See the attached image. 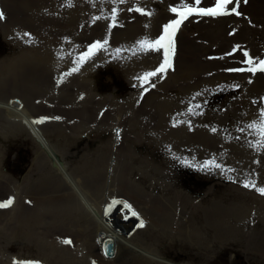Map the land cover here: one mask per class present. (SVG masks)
Here are the masks:
<instances>
[{
  "label": "rangeland",
  "instance_id": "obj_1",
  "mask_svg": "<svg viewBox=\"0 0 264 264\" xmlns=\"http://www.w3.org/2000/svg\"><path fill=\"white\" fill-rule=\"evenodd\" d=\"M103 1V4L98 5L100 0H0V11H3L6 17L0 20V59L16 55L22 44L21 38L11 37L10 31H7L10 22L27 28L33 36L37 35L40 28L46 27L52 34L50 36L56 38L53 39L55 41H58L60 37H70L77 45L79 56H81L88 50L90 44L98 40L102 41L106 35L109 44L116 43L121 39L128 41V39L137 37V33L143 28L154 33V38L152 37L150 40L157 39L162 34L164 23L179 18L177 13L170 11V7L184 10L185 6H215V0H201L199 5H196L195 0H126L122 4L116 0ZM252 1L248 0L245 4L241 0L238 8L243 14L241 16L201 17L193 15L185 20L175 37L173 68L168 70L165 75L153 78L155 87L147 93L143 92L137 77L154 70L159 65L163 58L162 51L144 52L138 49L136 61L143 59L148 62L147 65L140 62L144 66L141 69L133 68L127 63L111 58L107 60L106 64L100 66L95 74L96 87L92 86L95 93L94 98L96 102L99 101L102 104L103 108L115 112L117 110L114 116L116 120H111V123H115L114 126L119 124L118 121L124 117L125 111L150 110L160 107L159 109L163 111H175L177 115H180V112L186 114H184L185 117H176L177 121H186L188 114L194 115V120H200L201 124L209 131L215 128L218 133L214 142L217 154L215 164H220L221 168L215 167L212 175H209L205 169L193 165L188 156L184 155L185 153L178 154L170 151H167L165 155L171 154L177 161L163 165V168H160L162 166L159 163V173L151 175L154 179L150 181L158 180L161 184L170 186L173 205L171 208L169 206L166 208L172 215L167 224L169 226L166 233L168 240L164 245H161L160 242H153L150 239L149 226L144 231L138 232L137 237L149 245L157 247L159 254L163 256L162 260H169L174 264H264V249H260L259 243L256 244L253 241L246 243L243 238L240 239V237H264V195L259 194L253 187H244V184L249 181L255 182L256 187H264L262 179L264 148L255 147L256 141L261 138L260 133L247 127L252 122L249 119L246 123L245 117L247 113L255 117L258 116L257 118L260 119V109L264 108V100H262L264 98V73L225 71L227 68L247 67L240 62L245 59L244 50H247L251 55L252 46H255L256 49L254 60L264 58V26H262V21L252 20V18L259 19L261 8L259 5L253 6ZM41 4H44V10L39 9ZM92 6H97L95 14L98 15L95 17H100V19H90L91 21L87 19L90 12L93 15ZM233 6L230 5L229 9ZM112 8L117 9L116 26L109 31L108 26L112 23ZM130 8H141L145 14L128 11ZM147 13H151V15ZM160 22L161 24H159ZM45 23L47 24L44 25ZM186 36H189V43L193 46L189 47V51H185L184 46L181 45L177 51L178 40ZM236 45L240 46V50L233 55H225L232 52ZM185 55L188 57L187 60H184ZM93 56L94 54L91 57ZM173 74L175 77L170 83L167 79ZM45 75L49 83L54 79L53 73ZM56 75L62 86L67 76L66 67L56 71ZM249 80L252 82L249 83ZM234 85L239 87H234ZM72 86L71 92L74 89L76 91L78 85L73 83ZM5 89H7L8 97L12 91L10 92L8 87ZM71 89L64 87V91L59 92V97L51 98L52 102H43L41 109L44 111L67 110L72 106V97L68 98ZM197 93L200 95L197 96ZM7 97L5 96L4 99ZM148 97H152V99ZM157 100H161L163 103L158 105ZM190 107L194 109L193 113H188ZM41 113H35V115H43ZM49 113L51 114V111ZM6 116L0 110V152H2V155L0 154L2 163L0 164V203L9 198H12L14 202L9 208L0 209V264H48L43 261V256L45 258L49 251L39 250V243L48 248L51 247L47 241L52 239L49 237L51 228H46L47 224L40 226L33 235L20 229L21 232L18 231L17 236H12V231L17 228L15 227L16 222H20V220H16L17 217L12 216V211L17 208H21L20 211L35 208L38 199L47 196L48 192L39 189L34 192L33 188L27 187V185L32 184L34 187L39 178L51 175L55 168L42 154L38 155L35 161L36 146L34 141L25 129ZM53 116L45 114L39 116V120L46 118L42 123V130L65 159L69 160L74 156L77 158L88 157L95 150L102 149V146L99 145L100 142L106 143L105 158L102 161L97 160L100 166L98 171H101L103 176L102 186L97 190L87 189L88 195L95 199H101L99 202L106 201L112 195L126 196L125 198L128 200L139 199L141 200L139 202L141 203L139 204L140 212L142 210L143 213H146L147 203L143 202L144 199L148 200V193L144 189L136 190V192H141L139 196H131L128 193L132 192L123 190L121 192L115 187L116 165L121 161L116 146L119 137L129 129V126L121 124V128L116 131L110 128L100 134L98 139H91L93 142H86L87 132L85 130L78 135L77 132H72L69 128L65 129L66 132L58 133L48 128L51 123L46 120ZM193 119L191 117L190 120L193 121ZM8 120L10 121L8 122ZM241 128L244 129L243 132L240 131ZM98 131L100 130L96 129L90 136L94 138ZM118 134L120 136H115ZM148 134L150 135L148 136ZM145 137L155 139L151 131L147 132ZM64 141L69 142L71 146L67 148V144L62 143ZM17 149L19 152L14 151ZM130 150L135 153L137 158L152 157L150 153L144 152V149L140 147L130 146ZM241 154L247 155V157H242ZM161 156L165 157L162 154ZM155 157L158 158L156 155ZM3 168H6V171ZM138 170H140L139 167H134L132 173L136 175ZM90 171L98 172L92 169ZM15 184H19L18 189L14 187ZM61 184L63 191L67 185L63 181ZM58 188L60 189V187ZM176 190L183 193L189 204L193 199L203 197V204L206 205L212 195L216 200L219 213L213 219L214 221L211 218L208 220L206 214H203L204 226L216 223L214 233L212 234L204 226L195 227V233L200 232L202 237H206H204L205 243L200 244L199 255L183 248L186 246H183L182 243H188L190 237H193V231L186 213L190 207L181 205L180 208H177L176 197L173 195ZM170 197L164 195L163 202L168 203ZM108 206L109 203L102 204V211ZM125 209L120 205L121 213ZM79 210L80 216L73 218L70 216V218H64L56 223L59 230L54 235L61 236L57 242L64 241L62 239H72V236H75L72 234L75 229L84 234L85 232L79 230L81 225H87V228L90 229L92 224L86 209L81 205ZM126 210L131 215L128 216V219L124 218L125 221L131 218L137 219H134L135 223L133 221L134 229L137 230L141 220L132 215L133 208ZM173 213L177 214L175 215L177 219H173ZM148 215L151 218L152 214ZM156 218L157 216L154 215V223ZM48 220L46 218L45 223ZM44 227L46 230H43ZM85 236L79 237V233H77V238L83 239V251H77L75 254L73 248L70 247L74 256L76 255L81 260L80 264H85L83 255L86 252V244L92 243L91 233L89 232ZM31 237H37L36 239L43 237L44 242H37L34 239L32 249H28L27 242ZM215 237L220 238L216 239ZM99 246L97 244L91 248L92 257L98 261L100 260ZM23 256L26 258H22ZM11 257L15 261L13 262L11 259V262L8 263ZM98 261L95 262L102 264Z\"/></svg>",
  "mask_w": 264,
  "mask_h": 264
},
{
  "label": "bare ground",
  "instance_id": "obj_2",
  "mask_svg": "<svg viewBox=\"0 0 264 264\" xmlns=\"http://www.w3.org/2000/svg\"><path fill=\"white\" fill-rule=\"evenodd\" d=\"M103 3L104 1L100 0L98 5ZM252 5H259L261 8L259 19L252 18V20L262 21V26H264V0H253ZM40 8L41 10H44V4H41L39 6V9ZM96 8L97 6H92L91 11L93 12V15H91L90 12L87 16L88 20H92L98 15L95 14ZM46 24L47 23L44 25ZM159 24H161V22ZM7 28V31H10L11 37L13 36L14 38L22 39V44L16 55L6 57L0 62V110L7 115L6 117L14 120L18 126L25 129L27 134L34 141L36 146L35 161L36 157L40 154L47 158L45 152L46 146L51 151L53 160L60 164L58 168L53 171L51 170L53 175L51 173L49 176L39 178V180H37L38 182L36 181L34 184V187L32 184L27 185V187L33 188L34 192L39 189L48 192V194L45 197L39 198L38 203H36V206L33 209L20 211L21 208H17L15 211H12V216L17 217L16 220H20V222H16L15 227L17 228L12 231L11 235L17 236L20 229L33 235L40 226L47 224L46 228H51L49 237H52V239L47 240L51 247L48 248L42 243H39V250L49 251V254L45 258L43 256V261L48 264H80L81 260L77 258L76 255L74 256L70 247L73 248L75 254L77 251H83V239L77 238V233H79V237H86L85 235L89 232L91 233L92 243L86 244V252L83 255L85 264H93V262L98 261L94 260L92 257L91 250V248L97 244L100 245V251L98 254L100 260L98 262L102 264H174L169 260H162L163 256L159 254L160 252L157 247L151 246L137 237L138 232L144 231L149 226V235L153 242H160L161 245H164L168 240L166 233L168 232L169 226H167V224L172 218V215L166 208L167 206L171 208L173 205V201L170 197V186L161 184L158 180L150 181L151 179H154L151 175L159 173V163L160 166H162L160 168H163V165L175 163L177 161V159L171 154L169 156L165 155L167 151H170L171 153L177 152L178 154L185 153L184 155L188 156L193 165L205 169L209 175H212L215 166L210 165L204 167V165L206 162H215L216 160V144H214V142L217 139L216 134L218 135V133L217 131L216 133L209 131L207 127L201 124L200 120H194V115H187L188 118L186 121L191 122V124L182 123V121H177L175 119L179 116L185 117V113L180 112V115H177L175 111H163L159 109L160 107L150 110L136 109L125 111L124 117L118 121L119 124L114 126L115 123H111V120H116L114 116L117 113V110L115 112L114 110L105 109L99 101L96 102L94 98L95 93L87 86L86 82L87 77H89L87 75L88 70L86 69L89 67L92 68V65L99 60H107V57L127 63L133 68H143L144 66L142 64L147 65L148 62L143 59L136 61L138 54L137 50L139 49L137 42L145 38H148V40L152 37L154 38V33L142 28L140 29V32L137 33V37L128 39V41L121 39L116 43L108 44L106 49L95 51L93 57L86 59L79 65V71L75 72V77L71 80L66 78L64 83L61 82L63 85L60 88H57L56 82H60L57 75L54 74V82L52 79L49 83L45 74H50L55 68L66 66L69 63V60L74 66H70L68 69L73 70L78 66L77 60L78 57H80V54L74 47V40L70 37H63L62 39L59 38L58 41H55L53 39L56 38L50 36L52 35L51 32H49L46 27H42L37 31V38L34 39L36 44H34L31 33L27 28H22L21 25L19 26L13 22H10ZM25 33H28L29 35L26 36ZM177 38L179 39V35ZM189 40V36L182 37V39L178 40L177 51L180 49L181 45L184 46L185 51H189V47L193 46V44L189 43ZM117 48L122 50L119 54L115 52ZM252 48L251 56L253 57L256 49L255 46H252ZM187 59L188 57L185 55L184 60ZM140 62H142V64H140ZM174 77V74L171 77L168 76L167 81H170L171 83ZM73 83H76L78 88H76V91L74 89V91L71 92L73 90V88L71 89ZM7 87L10 92H14H11L8 97L6 94L7 89H5ZM64 87H66V89H71L70 93H68V98L72 97V106L67 110L63 109L61 111H58V109L42 110L43 102H52L51 98H55L56 96L59 97V92H63ZM5 96L7 97L6 99H4ZM32 96L35 97L33 98ZM148 98L152 99V97ZM34 100L35 102H33ZM91 103L93 104L91 105ZM156 103L160 105L163 102L157 100ZM49 111H51V114ZM35 113L54 115L46 121L51 123L48 125V128L54 130L55 133L63 132L66 128H69L72 132L75 131L80 135V133L85 130L87 132L85 138L87 139L85 140L86 142H93L91 139H98L99 135L105 132V130L107 131L112 128L116 131L121 128V124L128 125L129 129H127L121 136L120 134L115 135L117 137L120 136L116 150L121 159L120 163L116 165V174L114 177V181L116 182L115 187L121 192L122 190L124 192H132L128 193V195L131 196H139L141 192H136V190L142 191V189H144V191L148 193V200L144 199L143 202L144 204L147 203L146 213H143L142 210V213L140 212L139 204L141 203L139 202L141 200L139 199L128 200L125 198L126 196L112 195L109 196L106 201L99 202L101 199L90 197L87 193V189L97 190L102 186L103 176L102 172L98 171L100 166L98 165L97 160L100 159V161H102L105 158L107 149L106 143L99 141V145L102 146V149H99L98 151L95 150L88 157L83 156L82 158H77L74 156L69 158V160L68 158L65 159L64 156L56 150L55 146H53V143L50 141L46 133L43 132L42 123H35V121L38 120V117L43 115H35ZM56 117H59L60 119H55ZM191 117L193 121L190 120ZM245 117L246 123L249 119L252 123L254 121L257 124L260 123V119L257 118L258 116L255 117L254 115L246 113ZM9 121L10 120H8V122ZM174 124H176L175 127L173 126ZM96 129L100 131L96 132L95 137L92 138L90 134ZM254 130L259 132L257 129ZM150 131L155 139L153 137H145L146 133ZM71 135L76 136L75 134ZM149 135L150 134H148V136ZM38 136L41 138L43 146H40L36 141V137ZM62 143L64 145L67 144V148L71 146L67 141ZM130 146L143 148L144 152L148 154L150 153L152 157L137 158L135 153L130 150ZM161 154L165 157H162ZM155 155L160 158V160H158ZM241 156L247 157V155L244 154H241ZM47 160H49V157ZM134 167L140 168L136 175L132 173ZM90 169L98 172H91ZM262 179L264 183V167L262 169ZM62 181L67 185V188L63 191L61 190ZM14 187L18 189L19 184H15ZM58 187H60V189ZM153 192H156V194H153ZM175 193L173 192V195L176 197L177 208H180L181 205H183V207H190L186 213L193 231V237H190L188 243H182L183 246H186L183 248L199 255L200 244L205 243V236L202 237L200 232L195 233V227L201 228L204 226V213L208 220L210 218L212 220L215 219L219 213L218 206L215 202L216 200L214 195H212L208 199L206 205L203 204V197L193 199L189 204V201H186L183 193L178 190H176ZM211 194H213V192H211ZM164 195L170 197L168 203L163 202ZM113 200L126 201L132 205L133 210L138 213V216L136 217L144 222V226H139L137 230H135L133 224L137 219L131 218L130 220L125 221L124 218L127 217L128 212L125 209L122 211L123 213H121L119 210L120 205L114 207L111 213L106 214V209L108 207L102 211V204H111ZM80 204L86 209V213L92 226L88 229L87 225H81L79 230L85 232L84 234L75 229L72 234L76 237L72 236L71 240L73 243L71 245H66L63 241L57 242V240L61 239V236L54 235L57 234V231L59 230L57 229L58 227H56V223L64 218H70V216L72 218L80 216ZM148 214H152L151 218ZM154 215L157 216L155 223L153 222ZM175 215L177 214L173 213V219H177L175 218ZM46 218L49 219L47 223H45ZM215 225L204 226V228L209 229L213 234L216 230ZM115 226H118L119 228L117 229ZM46 228L44 227L43 230H46ZM68 230L72 231L70 229ZM59 234L62 233L59 232ZM62 237L65 236L62 235ZM105 237H110L114 240L113 257H106L102 253L101 241ZM36 238L37 237H31L30 241L27 242L28 249H32V243L35 241L44 242L43 237ZM215 238L218 239L220 237ZM241 238H243L246 243L250 241H253L256 244L259 243L260 249H264V237H240V239ZM22 258L26 257L23 256ZM11 259L12 257L8 260V263L11 262ZM12 261L14 262L15 259H12ZM96 262L95 264H97Z\"/></svg>",
  "mask_w": 264,
  "mask_h": 264
},
{
  "label": "snow or ice",
  "instance_id": "obj_3",
  "mask_svg": "<svg viewBox=\"0 0 264 264\" xmlns=\"http://www.w3.org/2000/svg\"><path fill=\"white\" fill-rule=\"evenodd\" d=\"M118 3H125L126 0H116ZM248 0H243V3H247ZM196 5H199L201 3V0H195ZM241 3V0H215V6L214 7H192V6H185L183 11H178L176 7H170V11L172 13H177L179 18L178 19H172L168 23H165L162 26V34L159 35L157 39L154 40H148L147 38L143 40H139L137 42V45L141 51L148 52V51H154V52H161L163 54V58L159 65L152 71H148L143 73L141 76H138L137 78L140 81L141 87L143 89V92L147 93L150 91L151 88L155 87V83L153 82V78H158L162 75H165L168 70L173 68L172 63V57L175 53L176 48V42L175 37L177 35V32L179 31L181 25L185 20H187L190 16L198 15L201 17H221V16H227V15H236L241 16L243 15L239 10V5ZM230 5H234L229 9ZM128 11H136L141 14H145L141 8L136 9H128ZM112 23L108 26L109 31L111 28L116 26V13L117 9L112 8ZM148 15H151V13H147ZM5 14L3 11H0V20L5 19ZM95 20L100 19V17H95ZM147 27V25H146ZM232 35L233 33H229ZM25 35H29L28 33H25ZM109 39L106 35V37L101 41H95L92 44L89 45L88 50L84 52L80 57H78L77 60V67L74 68L72 71H79V65L82 64L86 59L90 58L95 51L103 50L108 47ZM240 50V46L236 45L233 47V51L230 53H226L225 55H233L236 51ZM122 50L120 48H117L115 52L119 54ZM243 56L245 59L241 61L240 63L247 65V67H236V68H227L225 71L227 72H250L252 74H256L257 72L264 73V58L254 60V58L250 55V53L247 50L243 51ZM67 75H71V73H68ZM252 81L249 80V83ZM234 87H239L238 85H234ZM200 93H197V96H199ZM264 100V98H262ZM255 103V101H254ZM199 107V105H197ZM193 108H188V113H193ZM44 119L42 118L40 120L35 121V123H43ZM55 119H60L59 117H56ZM182 123H188L187 121H182ZM174 127L176 124L173 125ZM191 126V125H190ZM249 129H257L260 133V139L256 141L255 147L258 148H264V108L260 109V123L257 124L255 121L253 123H250L247 125ZM213 132L216 131L215 128L212 129ZM241 132L244 131L243 128L240 129ZM210 165H214L216 168H221L220 164H215L214 161L206 162L204 167H208ZM231 171V169H229ZM245 188L253 187L256 189V191L264 195V187H256L255 182L249 181L248 183L244 184ZM13 199L9 198L6 201L0 203V209H7L13 204ZM116 205H122L123 208L132 209V205H130L126 201H120V200H113L111 204H109L108 208L106 209V214L110 213L113 208ZM133 216H137L138 213L135 211H132ZM140 227L144 226V222L141 220L139 223ZM66 245H71L73 242L71 239H65L63 241ZM95 264V262H93Z\"/></svg>",
  "mask_w": 264,
  "mask_h": 264
},
{
  "label": "water",
  "instance_id": "obj_4",
  "mask_svg": "<svg viewBox=\"0 0 264 264\" xmlns=\"http://www.w3.org/2000/svg\"><path fill=\"white\" fill-rule=\"evenodd\" d=\"M54 165L56 166L55 163H54ZM113 247H114V243H113L112 239L106 238L103 241V249H104V251H105V253L107 255H112L113 254Z\"/></svg>",
  "mask_w": 264,
  "mask_h": 264
}]
</instances>
